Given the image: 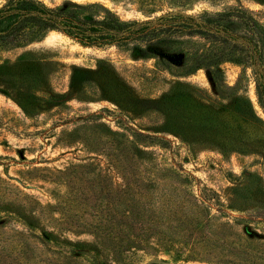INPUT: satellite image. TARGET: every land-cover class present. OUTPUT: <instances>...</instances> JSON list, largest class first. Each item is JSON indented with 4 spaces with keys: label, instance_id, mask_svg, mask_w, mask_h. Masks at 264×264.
Returning <instances> with one entry per match:
<instances>
[{
    "label": "rangeland",
    "instance_id": "obj_1",
    "mask_svg": "<svg viewBox=\"0 0 264 264\" xmlns=\"http://www.w3.org/2000/svg\"><path fill=\"white\" fill-rule=\"evenodd\" d=\"M77 1H100L140 22L242 5L264 27V0ZM75 68L100 71L97 87L73 91ZM221 68L226 84L238 85L230 97L203 69L179 76L160 71L156 59L83 46L58 32L0 53V178L14 201L19 195L20 213L41 203L64 223L45 228L90 242L79 233L85 227L66 218L92 220L95 203L126 213L134 179L157 171L156 185L141 187L142 205L165 221L172 215L178 226L167 230L176 240L156 255L132 253L131 264H264V112L252 69L241 79V65ZM6 228L27 227L7 219Z\"/></svg>",
    "mask_w": 264,
    "mask_h": 264
},
{
    "label": "trees",
    "instance_id": "obj_2",
    "mask_svg": "<svg viewBox=\"0 0 264 264\" xmlns=\"http://www.w3.org/2000/svg\"><path fill=\"white\" fill-rule=\"evenodd\" d=\"M50 32L83 46L116 47L135 59H156L160 71L175 70L179 76L203 69L215 90L229 97L238 85L226 84L221 65H241V79L252 69L257 101L264 112V27L242 5L219 13L166 14L146 22L125 20L100 1L47 4L43 0H6L0 7V53L40 42ZM97 75L100 71L75 68L73 91L78 86L83 93L97 87ZM58 173L61 177L67 174ZM157 177L154 171L141 180L134 179L136 187L130 192L126 213H112L114 202L109 207L95 203L102 208L90 214V221L71 213L74 223L69 217L66 221L70 227L84 226L79 233L91 235L90 242H73L45 228V222L55 224L53 228H63L64 223L50 217L41 203L31 201V213H20L19 195L16 193L14 201L11 196L15 192L0 178V264H131L134 252L156 255L176 240V233L169 230L178 226L171 214L165 221L142 205L146 193L141 187L155 186ZM106 190L103 187L99 197L106 195ZM7 219L21 221L28 229L8 230Z\"/></svg>",
    "mask_w": 264,
    "mask_h": 264
},
{
    "label": "bare ground",
    "instance_id": "obj_3",
    "mask_svg": "<svg viewBox=\"0 0 264 264\" xmlns=\"http://www.w3.org/2000/svg\"><path fill=\"white\" fill-rule=\"evenodd\" d=\"M52 33H56V32H52Z\"/></svg>",
    "mask_w": 264,
    "mask_h": 264
}]
</instances>
